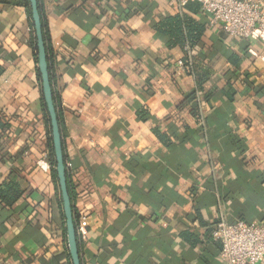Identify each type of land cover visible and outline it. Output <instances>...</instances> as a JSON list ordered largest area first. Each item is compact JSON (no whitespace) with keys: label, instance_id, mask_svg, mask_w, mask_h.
<instances>
[{"label":"crops","instance_id":"0c3cea01","mask_svg":"<svg viewBox=\"0 0 264 264\" xmlns=\"http://www.w3.org/2000/svg\"><path fill=\"white\" fill-rule=\"evenodd\" d=\"M17 1L0 0V184L14 171L26 192L0 203V264H70L51 221L33 19ZM40 3L74 206L89 217L82 263L225 264L217 222L264 223L263 41L192 0ZM168 16L204 26L187 53L157 30Z\"/></svg>","mask_w":264,"mask_h":264},{"label":"built area","instance_id":"2783aa9c","mask_svg":"<svg viewBox=\"0 0 264 264\" xmlns=\"http://www.w3.org/2000/svg\"><path fill=\"white\" fill-rule=\"evenodd\" d=\"M192 1L200 3L203 11L210 14L212 23H223L228 34L242 39L259 38L264 43V0ZM177 65L184 70L186 61L180 59ZM76 215L77 237L84 240L89 233V217L83 211L77 213V210ZM212 235L222 244L220 256L225 264H259L264 261V223L221 219Z\"/></svg>","mask_w":264,"mask_h":264},{"label":"trees","instance_id":"16d2710c","mask_svg":"<svg viewBox=\"0 0 264 264\" xmlns=\"http://www.w3.org/2000/svg\"><path fill=\"white\" fill-rule=\"evenodd\" d=\"M17 2L23 3L26 6V8L28 9L29 14L32 18L30 0H19ZM38 5H39L40 14H41L42 24H43V34H44V40H45L47 55H48L49 74H50V79H51V83L53 86V82H52L53 73H52V64H51V56H50L51 55L50 54L51 53L50 52V45H49L48 35L46 33L45 20H44V15H43L40 0H38ZM144 5H145V3H144ZM32 26H33V33H34L33 49L35 52V57L38 61L37 39H36V35H35L33 22H32ZM156 28L167 39V44L170 47L180 45V46H182V48L185 50L186 53H187L188 48H189V47H187V45L189 44L190 46H193L196 43H198L200 36L204 31V26L199 25V23H196L195 21L189 19V17H185V16L164 17L162 20L159 21V23L156 24ZM185 56H187V54ZM183 59L186 61L185 58H183ZM38 73H39V78L41 80V74H40L39 69H38ZM53 93H54V101H55L57 113L59 116V122H60V102H59L60 97H58L55 94L54 89H53ZM42 107H43V111H44L46 125L48 128V136H49L48 137V140H49L48 146L50 149L49 162L51 165V172H52L53 178H54L55 183H56V190H58L59 194H60L59 196L57 195V201H56L57 207L54 203H53V206H51V221H52V223L55 224V226H56L55 228L59 227L62 229L63 235L67 241L66 220H65V214H64V209H63V200L61 197V190L59 187L57 171H56V159H55V153H54L53 142H52L51 125H50L49 113L47 110L45 100L43 98V94H42ZM0 126L4 130H6V128L10 127L9 124H5V123L2 124V122L0 123ZM65 161H66V158H65ZM66 167H67V165H66ZM22 181H23V178L20 175H18L16 172L13 171L8 176V178L2 184H0V203L2 204L3 207L12 209V208H14L15 204L23 197L26 190L22 184ZM67 184H68L69 194H70V197H71V200L73 203L74 220H75L77 217L76 208L74 206L75 194H74V188L72 187V184L70 182V177H69L68 172H67ZM236 220H244V221L250 222L249 220L244 219V218H237V219H234L232 221H236ZM212 232H213V230H212ZM184 235L186 237V234H184ZM211 235H212V233H211ZM212 237H213V235H212ZM78 242H79V240H78ZM79 251H80V244H79ZM80 253H81V251H80ZM62 258H63V256L54 257L52 259V261L56 264H61ZM67 258L69 260V263L73 264L71 262L72 259H71L70 254L67 255ZM81 261H82V259H81ZM45 263L47 264V261Z\"/></svg>","mask_w":264,"mask_h":264},{"label":"water","instance_id":"95a60500","mask_svg":"<svg viewBox=\"0 0 264 264\" xmlns=\"http://www.w3.org/2000/svg\"><path fill=\"white\" fill-rule=\"evenodd\" d=\"M30 4L34 30L37 39L38 69L41 74L43 98L45 100L49 113L52 142L56 159V171L59 187L61 190V197L63 200L69 253L73 264H82L74 220L73 203L69 194L67 184V167L63 148V138L61 133L59 116L54 101L53 86L49 74L48 55L44 40L43 24L41 20L38 0H30Z\"/></svg>","mask_w":264,"mask_h":264}]
</instances>
